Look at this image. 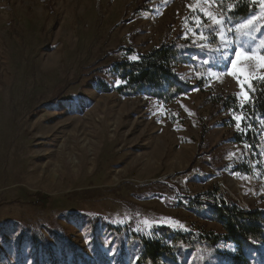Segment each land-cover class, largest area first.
<instances>
[{"label":"rangeland","instance_id":"obj_1","mask_svg":"<svg viewBox=\"0 0 264 264\" xmlns=\"http://www.w3.org/2000/svg\"><path fill=\"white\" fill-rule=\"evenodd\" d=\"M220 1L0 0V264H144L142 238L174 235L187 241L158 264L234 253L208 242L223 233L211 204L264 210V131L237 142L239 116L208 98L249 102L264 67L242 59L247 79L233 76L224 57L237 45L264 55V8L250 0L255 10L230 18H258L245 36L212 26L205 14L226 15ZM164 41L185 46L176 71L190 91L166 103L95 89L113 63Z\"/></svg>","mask_w":264,"mask_h":264},{"label":"trees","instance_id":"obj_2","mask_svg":"<svg viewBox=\"0 0 264 264\" xmlns=\"http://www.w3.org/2000/svg\"><path fill=\"white\" fill-rule=\"evenodd\" d=\"M224 13L237 20L256 9L250 0H221ZM229 5L231 8L228 10ZM185 46L177 41L162 42L147 52L136 54L137 59H123L104 70L95 82V89L102 93L116 92L120 95H147L162 102H171L181 94L190 91L193 86L183 82L177 71L179 63H185ZM133 52H129L130 55ZM113 78L110 84L106 78ZM264 74L251 81L250 100L240 105L234 96L216 95L209 97L211 104H218L224 111L239 116L243 133L236 135L237 142L258 143L257 131H264ZM117 81L121 83L117 84ZM32 205L43 209L49 197L37 193ZM212 219L221 225L223 233L209 239L211 246L217 242L234 245L235 251L224 258V264H255L254 258L261 255L259 243L264 242V210L244 209L235 202L220 200L211 204ZM169 244L157 237L142 238L138 261L144 264H158L162 256L170 253L173 243L187 241L184 235L170 237ZM250 246L247 250L245 247ZM257 246V248H256ZM252 249V250H251ZM262 259V258H261Z\"/></svg>","mask_w":264,"mask_h":264},{"label":"snow or ice","instance_id":"obj_3","mask_svg":"<svg viewBox=\"0 0 264 264\" xmlns=\"http://www.w3.org/2000/svg\"><path fill=\"white\" fill-rule=\"evenodd\" d=\"M259 3L261 4L262 8H264V0H259ZM211 21H212V26L220 28V29H225L227 28L228 31H231L232 28H235V30L240 34V35H250L251 30L255 27V23L258 22V18L256 16H252L249 19L245 20L242 24H235L232 26V28L228 27L230 17L227 15L221 16V18L217 19L214 17L211 13H206L205 14ZM260 19H264V15L260 17ZM227 33L222 31L220 33L221 39L225 42L228 43L225 40ZM237 41L233 40L231 44H236ZM230 46V45H229ZM243 48V50H241ZM261 51H264V48L261 49ZM129 59L135 60L137 57H129ZM224 59L231 60V70L229 71L230 75L233 76H238V75H243L246 77V73L244 68L241 66V60L242 59H253L258 62V66L264 67V55L261 56H256L253 54V50L250 47H244L243 45H237V47L234 49V57L232 56H225ZM225 67L227 68L228 65L225 64ZM264 79V77H262ZM238 82L241 84V87L243 88V84L246 82L245 80H238ZM121 83V81H117V84ZM244 96L247 99L248 98V93L244 92ZM237 121H239L241 118L240 117H235ZM239 126V125H238Z\"/></svg>","mask_w":264,"mask_h":264}]
</instances>
